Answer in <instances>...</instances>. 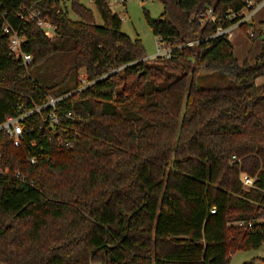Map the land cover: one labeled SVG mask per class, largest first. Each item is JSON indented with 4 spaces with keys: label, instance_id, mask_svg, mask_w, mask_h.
Listing matches in <instances>:
<instances>
[{
    "label": "trees",
    "instance_id": "trees-1",
    "mask_svg": "<svg viewBox=\"0 0 264 264\" xmlns=\"http://www.w3.org/2000/svg\"><path fill=\"white\" fill-rule=\"evenodd\" d=\"M90 1L101 25L81 0H0V125L21 106L68 95L58 127L45 109L25 121L21 147L0 136V264H230L233 253L259 249L264 47L240 64L228 38L206 40L215 24L192 19L212 7L236 21L249 0H161L164 12L146 19L156 37L180 46L171 59H146L109 0ZM31 7L56 26L54 39L22 24ZM5 21L23 31L28 68L10 50ZM48 68L51 77L41 74ZM81 74L91 85L78 90ZM214 74L231 84L200 85Z\"/></svg>",
    "mask_w": 264,
    "mask_h": 264
},
{
    "label": "built area",
    "instance_id": "built-area-1",
    "mask_svg": "<svg viewBox=\"0 0 264 264\" xmlns=\"http://www.w3.org/2000/svg\"><path fill=\"white\" fill-rule=\"evenodd\" d=\"M69 1V0H65ZM130 0H118V4L125 5ZM264 7V0H249L247 1V9L245 11L248 14L243 13L241 18L234 21L236 18L235 14L229 13L225 20L226 23L220 19L214 13V9L212 7L206 8L201 12L195 13L192 16V19L198 21L201 25H205L207 23L215 24L216 30L215 33L210 36L208 39L217 38V37H226L230 39L237 29H241L242 26L251 25L250 20L252 16L259 9ZM5 17V15H3ZM23 20L24 25L27 24L28 21L36 22L37 26L41 28L49 39H54L56 36V26L50 21L48 18L42 17V12L37 8H29L26 13L20 16ZM23 26V25H22ZM3 32L5 35L9 37L10 41V50L16 59H19L23 67L28 68L33 63V57L31 54L26 53L23 50V45L26 41L23 31L20 29L14 28L8 21H5L3 26ZM256 28H251L248 32V35L251 39L257 38ZM262 38V42L264 45V32L260 35ZM198 41L190 42L186 44V46H193L197 44ZM180 48V46H175L171 43H167L159 39L158 45V55L157 57L163 59H171L173 52L175 49ZM80 88L78 90H83L87 86L91 85V82L87 80L85 75L80 76ZM68 95L65 96H55L49 95L47 102L44 105L37 106L34 108H27L25 106H21L17 115L7 117L3 123L0 125V136L3 135L14 145V147H21L25 138V121H27L31 116L36 115L37 113L42 112L45 109L50 110L47 118L45 119L48 122L49 127L56 128L59 126L60 119L57 114L58 104L64 100ZM67 118H72L71 114H65ZM31 146L35 147L37 145L36 141H32L30 143ZM65 146H70V141L65 142ZM32 164L36 163V159L33 158L30 160ZM2 163V151L0 146V175H5V171L1 166ZM16 178L21 181H25L24 177L21 175L20 171L16 172ZM241 181L247 188H253L255 185V178L248 176L247 174L241 175ZM211 213H215V210H212ZM240 225H244L245 222H240ZM249 225H251L249 223Z\"/></svg>",
    "mask_w": 264,
    "mask_h": 264
},
{
    "label": "rangeland",
    "instance_id": "rangeland-1",
    "mask_svg": "<svg viewBox=\"0 0 264 264\" xmlns=\"http://www.w3.org/2000/svg\"><path fill=\"white\" fill-rule=\"evenodd\" d=\"M81 1L94 11L96 22L97 24L101 25V17L91 1ZM109 3L112 10L117 13L123 21L122 31L133 39L140 38L142 40L145 49V58H156L158 55L159 38L153 34L151 28L149 27L146 19V13H149L153 19H158L165 9L163 2L161 0H130L125 5H120L118 4V0H109ZM258 11H260L258 16L264 19V7ZM245 13L248 14L247 11ZM70 18L73 20H78V17L72 12H70ZM257 25L258 27L260 26L259 23ZM256 30L259 31L262 29L259 27L256 28ZM232 40L234 42L233 46L235 55L240 64L245 62L253 64L257 56H259L263 50L264 45L261 43V36H258L256 40H252L248 33L242 29L235 30V35ZM55 73L56 72L52 68H48L41 74L45 77H51ZM37 76V73H33V77L36 78ZM199 82L200 85L204 87L218 85L225 87L231 84L229 79L228 81L223 80V76L218 74H214L203 79L201 78ZM257 84H264V76L259 78ZM53 93V95H55L56 92ZM253 259H264V245H262L259 249L240 250L233 253L230 259V264H244Z\"/></svg>",
    "mask_w": 264,
    "mask_h": 264
},
{
    "label": "crops",
    "instance_id": "crops-1",
    "mask_svg": "<svg viewBox=\"0 0 264 264\" xmlns=\"http://www.w3.org/2000/svg\"><path fill=\"white\" fill-rule=\"evenodd\" d=\"M262 9V8H261ZM261 9H259V10H261ZM246 11H244L243 13H245ZM259 12L260 11H258L256 14H254L253 16H252V18H251V20H252V22H251V20H250V24L251 25H253L254 26V28H259L260 27V29H262V30H259L261 33L262 32H264V19L262 18V17H259L258 16V14H259ZM257 19V20H256ZM260 24V26L258 27V25L257 24ZM234 35H235V32L233 33V35H232V37L229 39L231 42H232V44L234 43L233 42V40H232V38L234 37ZM257 39V38H256ZM255 39V40H256ZM261 43H262V45H263V42L261 41ZM264 47V46H263ZM258 80H259V78L257 79V81H256V83L258 82Z\"/></svg>",
    "mask_w": 264,
    "mask_h": 264
}]
</instances>
